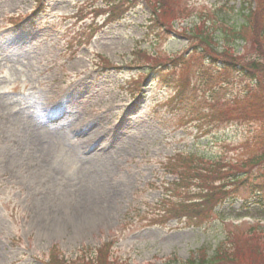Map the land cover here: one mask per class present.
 <instances>
[{
	"label": "rangeland",
	"instance_id": "374dc122",
	"mask_svg": "<svg viewBox=\"0 0 264 264\" xmlns=\"http://www.w3.org/2000/svg\"><path fill=\"white\" fill-rule=\"evenodd\" d=\"M44 1L0 0V264L53 252L95 264L106 247L107 264H186L218 247L264 264V212L243 190L197 225L163 214L180 199L166 176L178 155L241 160L261 133L251 119L216 124L254 82L207 59L233 51L229 19L252 0ZM233 46L242 63L254 54Z\"/></svg>",
	"mask_w": 264,
	"mask_h": 264
},
{
	"label": "trees",
	"instance_id": "16d2710c",
	"mask_svg": "<svg viewBox=\"0 0 264 264\" xmlns=\"http://www.w3.org/2000/svg\"><path fill=\"white\" fill-rule=\"evenodd\" d=\"M252 2L256 3L253 10L251 8L247 10V2H243L237 16L238 19L241 18L239 25H237L238 19H235L233 23L231 21L228 23L230 25L227 26V32L229 31L232 38L226 39L225 44L230 42V48L233 51L223 47V51L217 58L214 57L212 63L214 64L215 60L221 58L222 65L217 67L219 69L217 71L218 76L225 71L244 73L243 76L254 82V86L250 88L242 101L227 102L224 105L221 102L214 120L218 125H226L233 121L241 122L251 119V121L260 124L261 133L258 138L256 137L257 139L253 140L252 144L247 143L243 146L247 154L241 160L228 158L225 161L221 158L205 162L202 157L196 154L178 155L177 160H173V166L171 165L173 171L170 170L169 173L171 172L170 174L175 177L174 183L180 184L173 189V192L181 191L179 193L180 199L176 203H170L163 210V214H169L172 218L188 219L197 225L206 220L212 210L218 211L228 201L236 202L234 198L239 190H243L252 196V201L247 202L264 212V168L261 166L264 162V53L262 51V47H264V0H252ZM169 3L172 6V1L169 0ZM161 4L165 7L162 2ZM165 8L171 9L172 7ZM199 41L201 45L204 44L208 48L210 41L207 37H200ZM236 42H243L245 46L248 44L252 46L254 54L248 57L247 62L242 63L237 57L230 54V52L234 53L233 44ZM176 62V59H173L171 67H166V71H177L182 63ZM193 75L205 80L201 73H193ZM218 82L221 80L218 79ZM175 84L177 86L176 101H182L184 93L188 91V77L184 78V84H182V79L179 76V81H175ZM186 196L191 199L185 201ZM167 198L165 196V199ZM242 209L248 208L243 205ZM238 211L242 210L239 209ZM235 217L239 218L240 216L235 215ZM103 252L97 254L95 264H107L103 258ZM198 253L196 258L190 259L186 264H236L227 255V249H219L218 247L211 257L203 251ZM49 263L67 264L55 253L51 255ZM82 264L94 263L91 259L87 262L82 261Z\"/></svg>",
	"mask_w": 264,
	"mask_h": 264
}]
</instances>
